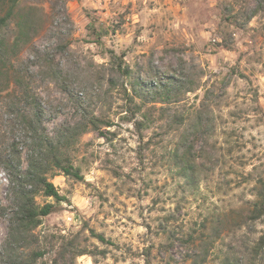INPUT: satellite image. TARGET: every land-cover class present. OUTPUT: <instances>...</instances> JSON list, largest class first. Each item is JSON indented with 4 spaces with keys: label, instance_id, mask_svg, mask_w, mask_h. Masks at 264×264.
Here are the masks:
<instances>
[{
    "label": "rangeland",
    "instance_id": "rangeland-1",
    "mask_svg": "<svg viewBox=\"0 0 264 264\" xmlns=\"http://www.w3.org/2000/svg\"><path fill=\"white\" fill-rule=\"evenodd\" d=\"M19 6L3 37L12 44L21 10L35 9L34 29L11 51L17 67L40 72L52 122L73 117L78 98L103 123L74 152L83 179L50 176L69 202L39 196L57 211L21 244L10 234L14 195L0 167L1 255L42 252L36 264H264V250L251 260L264 236V215L253 219L264 203V0ZM37 54L53 57L61 79L34 63ZM122 55L129 77L117 67ZM140 83L165 99L148 100ZM183 142L181 154L200 165L195 181L179 175Z\"/></svg>",
    "mask_w": 264,
    "mask_h": 264
},
{
    "label": "trees",
    "instance_id": "trees-1",
    "mask_svg": "<svg viewBox=\"0 0 264 264\" xmlns=\"http://www.w3.org/2000/svg\"><path fill=\"white\" fill-rule=\"evenodd\" d=\"M21 1L0 0V97L5 99L4 104L0 106V167L8 175L10 191L14 195L10 208V234L15 244L24 243L30 235L33 236L42 220L57 211L56 203L69 202L60 194L50 176L62 173L67 177L82 180L81 170L74 162V152L78 149L80 137L90 131H101L103 123V120L91 114L86 104L78 98L73 100L76 108L73 117L52 122L56 118L45 106L36 85L35 76L40 72L31 70L30 67H17L14 59H19V56L13 55L11 51L34 29L35 9L21 10L26 12L27 16L19 19L18 36L12 44L3 37L4 30L17 17ZM50 58L53 57L49 54H37L34 63L40 66L42 61H45L51 65L53 77L61 79L62 72L58 64ZM117 60V67L122 74L131 76L125 55L117 57ZM140 84L143 86L142 90L147 92V99L152 98L153 102L165 99L164 90L169 93L173 90L171 82L161 86L163 91L151 90L145 83ZM64 91L68 93L67 89ZM110 126L111 124L106 125ZM184 145L185 142L174 152L179 161V175L195 181L200 165L191 152L184 158L180 152ZM39 196L53 198L56 203L40 205L37 202ZM258 208L261 211L259 215L253 216V219L264 215V203ZM100 240L106 241L103 236H100ZM263 250L264 236L253 247L251 260L259 261ZM15 255L12 254L6 260L0 253V264H36L38 259L44 256L42 252L33 253L29 259ZM82 255H85L83 250L74 253L75 258Z\"/></svg>",
    "mask_w": 264,
    "mask_h": 264
}]
</instances>
